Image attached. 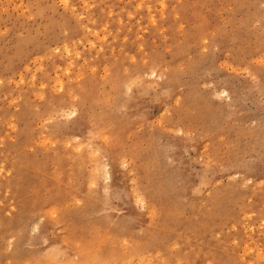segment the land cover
<instances>
[{
	"label": "rangeland",
	"instance_id": "obj_1",
	"mask_svg": "<svg viewBox=\"0 0 264 264\" xmlns=\"http://www.w3.org/2000/svg\"><path fill=\"white\" fill-rule=\"evenodd\" d=\"M0 264H264V0H0Z\"/></svg>",
	"mask_w": 264,
	"mask_h": 264
},
{
	"label": "snow or ice",
	"instance_id": "obj_2",
	"mask_svg": "<svg viewBox=\"0 0 264 264\" xmlns=\"http://www.w3.org/2000/svg\"><path fill=\"white\" fill-rule=\"evenodd\" d=\"M152 75L155 76V73H152ZM136 83H137L136 81H133L132 84L127 85L126 86L127 87V90L129 92H131L132 91V88H133V85H135ZM76 115H77V113L75 112V110H70L69 113H68V115H67V118L68 119H71L72 117H75ZM53 215H55V213H53Z\"/></svg>",
	"mask_w": 264,
	"mask_h": 264
},
{
	"label": "bare ground",
	"instance_id": "obj_3",
	"mask_svg": "<svg viewBox=\"0 0 264 264\" xmlns=\"http://www.w3.org/2000/svg\"><path fill=\"white\" fill-rule=\"evenodd\" d=\"M140 198V197H139ZM143 201V200H142Z\"/></svg>",
	"mask_w": 264,
	"mask_h": 264
}]
</instances>
